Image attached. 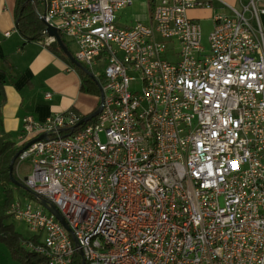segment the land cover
I'll list each match as a JSON object with an SVG mask.
<instances>
[{"label":"built area","instance_id":"obj_1","mask_svg":"<svg viewBox=\"0 0 264 264\" xmlns=\"http://www.w3.org/2000/svg\"><path fill=\"white\" fill-rule=\"evenodd\" d=\"M216 1L148 0L149 22L132 27L115 17L131 0L33 1L103 93L71 136L60 135L76 125L70 112L22 120L19 145L45 136L16 160L31 162L23 184L38 200L15 199L7 214L45 234L26 242L43 264H264L262 11L223 4L207 53L188 12Z\"/></svg>","mask_w":264,"mask_h":264},{"label":"crops","instance_id":"obj_2","mask_svg":"<svg viewBox=\"0 0 264 264\" xmlns=\"http://www.w3.org/2000/svg\"><path fill=\"white\" fill-rule=\"evenodd\" d=\"M247 0H217L214 9H196L188 12L189 18L199 22L211 20L215 12L230 15L223 4L241 10ZM16 0H0V83L6 79L8 65L15 67L20 75L13 85L3 87L5 104L2 109L3 127L6 132L21 135L22 120L33 116L45 121L55 113L74 110L87 116L94 106L91 95L80 90L78 73L61 57L52 53L44 42L26 41L15 28ZM259 10V26L264 36V0L256 3ZM50 94V98H46Z\"/></svg>","mask_w":264,"mask_h":264},{"label":"trees","instance_id":"obj_3","mask_svg":"<svg viewBox=\"0 0 264 264\" xmlns=\"http://www.w3.org/2000/svg\"><path fill=\"white\" fill-rule=\"evenodd\" d=\"M14 15L15 28L17 32L24 39H26V41L46 43V37H40L37 40H33V37L43 32L44 25L42 24L41 20L38 19L35 15L33 4L29 0H16ZM60 36L64 45L67 47L61 34ZM46 45L52 53L63 58L78 73L81 79L80 90L83 93L100 96V90L94 78H92L82 69L72 65L69 59L60 50L55 40L51 43H46ZM71 55L73 54L71 53ZM4 73L6 74V79L0 83V243H3L9 249L13 258L21 264H43V258L39 254L29 251L25 246H23L25 242H33L35 244H39L37 241L38 237L33 236L30 239H24L15 231L12 224L7 223V220L10 218V216L7 214V211L10 203L15 200L16 195L18 198H27L31 201H37L38 199L31 192L15 185L11 180L9 172L11 160L13 159L15 154L29 141L19 145L18 141L14 140V134L11 132H6L4 130L3 120L1 116L2 109L5 104L3 87L6 84L13 85L19 77L20 72L15 67L8 65L7 72L5 71ZM98 107L99 105L91 113L95 112ZM69 112L76 117V124L85 117L78 115L74 110H70ZM93 122L94 120H91L90 122L77 127L74 131H71L72 127L63 129L60 131V135L62 137L71 136L81 131L83 128ZM19 134H22V129ZM14 168L15 165L13 166L12 177L16 181L23 183V181L16 176ZM81 262V256L79 254H76L73 258L72 264H81Z\"/></svg>","mask_w":264,"mask_h":264},{"label":"rangeland","instance_id":"obj_4","mask_svg":"<svg viewBox=\"0 0 264 264\" xmlns=\"http://www.w3.org/2000/svg\"><path fill=\"white\" fill-rule=\"evenodd\" d=\"M131 1H132L131 6L124 8L115 14L116 23L120 27H132L138 23L147 24L149 22L148 0H131ZM38 8L40 9L41 6H39ZM198 23L201 30V44L205 49V51L208 53L209 51L208 38L213 30V23L211 20L207 18L201 19ZM62 37L69 51L74 55L76 52L75 45L66 36L62 35ZM96 71L102 72L103 69L97 68ZM141 89H142V83L139 79H136V81L130 84V91L132 93H138L141 91ZM91 98H92V102L94 103L93 107L99 105L100 96L91 95ZM14 140L17 141V134L15 133H14ZM17 162L18 161H16V164H14L15 165L14 170L16 172V176L23 181L26 177L32 174V165L29 160H26L18 164ZM15 199H18L17 195L15 196ZM7 223L12 224L15 231L24 239H30L35 235L36 236L40 235V234H33L32 232H30L29 228L25 223L15 220L12 217H10L7 220ZM44 240H45V234L43 233L38 237L37 241L40 244L43 243ZM34 245L37 246L35 243L33 244V246ZM23 246H25L29 251H31L30 248H28L26 242L25 244H23ZM0 264H21L13 258L9 249L3 243H0Z\"/></svg>","mask_w":264,"mask_h":264},{"label":"water","instance_id":"obj_5","mask_svg":"<svg viewBox=\"0 0 264 264\" xmlns=\"http://www.w3.org/2000/svg\"><path fill=\"white\" fill-rule=\"evenodd\" d=\"M31 3H33L34 0H29ZM42 24L45 26V29L43 30V32H41L40 34L36 35L35 37H33V40H37L39 39L40 37H49V38H54V40L56 41V43L58 44L60 50L63 52V54L69 59L70 63L72 65H74L75 67H78L80 69H82L83 71H85L87 74H89L91 77L92 75L90 74V72L84 67L82 66L74 57L73 55H71V53L69 52V50L67 49V47L64 45L62 39H61V36L60 34L58 33V31L56 30L55 27L49 25V24H46L44 20H41ZM93 78V77H92ZM99 90H100V102H99V107L97 108V110L93 113H91L90 115L88 116H85L82 120H80L76 125H74L72 128H71V131H74L77 127L83 125V124H86L87 122H90L91 120H93L101 111V107H102V104H103V93H102V90L99 86V84L96 82ZM45 139V136L44 135H41L31 141H29L23 148H21L16 154L15 156L13 157V159L11 160V164L9 166V172H10V176H11V180L12 182L31 192L23 183H20L18 181H16L13 177H12V174H13V166L17 160V158L19 157V155L25 150L27 149L29 146H31L33 143L37 142V141H41V140H44ZM32 193V192H31ZM37 198V197H36ZM38 199V198H37ZM40 204L42 207H44L48 212H50L51 214H53L56 219L67 229V231L69 232V234L73 237V234H72V231L71 229L69 228L68 224H67V221L64 219V217L59 213V211L54 207L52 206L51 204H49L47 201L45 200H39ZM74 239V237H73ZM75 240V239H74ZM82 256V255H81ZM81 264H84V258L82 257V262Z\"/></svg>","mask_w":264,"mask_h":264}]
</instances>
